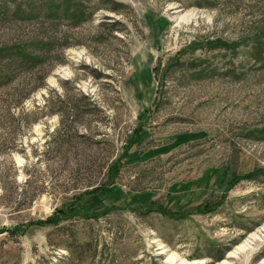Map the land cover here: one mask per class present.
<instances>
[{
  "label": "rangeland",
  "instance_id": "374dc122",
  "mask_svg": "<svg viewBox=\"0 0 264 264\" xmlns=\"http://www.w3.org/2000/svg\"><path fill=\"white\" fill-rule=\"evenodd\" d=\"M39 1L0 0V46L52 43L31 122H0V256L264 264V0ZM72 202L98 217L43 223Z\"/></svg>",
  "mask_w": 264,
  "mask_h": 264
},
{
  "label": "trees",
  "instance_id": "16d2710c",
  "mask_svg": "<svg viewBox=\"0 0 264 264\" xmlns=\"http://www.w3.org/2000/svg\"><path fill=\"white\" fill-rule=\"evenodd\" d=\"M40 4H43V0L39 1ZM41 6L32 5L30 11L24 14V17L27 19L36 18L37 15H42L40 10ZM18 12H14L13 16H17ZM24 13V12H23ZM46 19L49 18L48 15H43ZM9 17V11L4 7L0 6V18ZM43 47L40 50H35L32 47V44L37 40L35 38H31L24 42H16L11 45L0 46V91L3 96H0V122L7 121L6 124L15 126L19 120H25L27 123H30L32 114L23 107V103L26 99L30 97L35 89L40 87H44V81L46 79L47 73L49 72L47 69V56L49 53V48L52 46L51 39L49 36H45L39 39ZM226 46L223 42H218L217 44H212V46ZM66 46V45H65ZM64 48V47H63ZM47 70V71H46ZM21 75V77H20ZM40 80L39 85L34 84V80L36 78ZM132 146V142L128 141L125 145L124 153L125 156L129 148ZM124 158V157H122ZM119 160L112 163L107 169V179L108 184H104V186L96 187L93 191L88 192L87 194H94V192H101L107 190L110 186H112L114 180L117 178L119 174ZM260 174V173H258ZM255 172L250 173L243 177H236L234 181L227 182L225 184V189L228 190L230 186H234L241 179H253L255 178ZM154 209V208H153ZM152 207H147L145 209V213H149L152 210ZM198 213L203 210L199 207L194 209ZM156 211L163 216H167L170 218H184L185 215L181 213H171L166 209L158 207ZM190 214V213H189ZM98 212L89 213L85 209L81 207H76L75 203L72 202L67 209H62L56 211L52 217L46 219L43 223L45 225H58L63 220H70L74 217H80L84 220H89L90 218L98 217ZM18 229H14L12 233H16ZM84 245L80 248H76L73 250L72 259L75 260L76 264H81V260L84 256ZM66 260V258H60L58 261L60 264L61 261ZM0 264H8V261L0 256Z\"/></svg>",
  "mask_w": 264,
  "mask_h": 264
}]
</instances>
